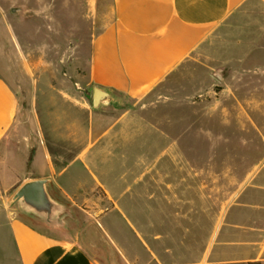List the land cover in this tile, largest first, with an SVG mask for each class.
Listing matches in <instances>:
<instances>
[{
    "label": "crops",
    "instance_id": "0c3cea01",
    "mask_svg": "<svg viewBox=\"0 0 264 264\" xmlns=\"http://www.w3.org/2000/svg\"><path fill=\"white\" fill-rule=\"evenodd\" d=\"M255 1L84 0L90 25L100 29L83 79L43 85L36 76L31 91L38 136L25 160L31 176L22 185L50 180L51 196L71 214L59 227L2 206L15 174L14 155L3 160L2 154L22 121L7 62L11 39L0 38V264H105V254L108 264L147 259L150 250L138 230L141 212L169 217L173 190L186 197L189 182L203 174L196 167L189 178L187 163L173 162L181 156L176 147L182 135H174L173 144L172 131L145 116L143 104ZM76 5L67 0L70 17ZM95 87L121 98L124 108L94 110ZM152 152L159 155L155 162L147 157ZM230 215L229 227L214 234L210 264H264V162L245 201L231 207ZM201 258L196 264H206Z\"/></svg>",
    "mask_w": 264,
    "mask_h": 264
},
{
    "label": "rangeland",
    "instance_id": "374dc122",
    "mask_svg": "<svg viewBox=\"0 0 264 264\" xmlns=\"http://www.w3.org/2000/svg\"><path fill=\"white\" fill-rule=\"evenodd\" d=\"M66 2L0 0V38L11 39L7 62L22 121L2 154L3 160L15 157L13 185L2 201L6 209H12L23 178L31 176L25 160L38 136L31 106L33 78L40 77L43 85L82 80L91 40L100 29L90 25L84 0H76L72 17ZM15 7H23L22 17L11 12ZM143 111L172 131L173 144V136L182 135L176 147L181 156L173 162H186L189 178L196 167L203 177L189 182L186 197L173 190L169 217L156 218L160 214L153 211L148 218L147 210L141 212L138 230L151 252L139 264H196L202 254L210 264L214 234L229 227L230 208L245 201L264 162V0L221 27L151 93ZM156 153L147 157L155 162ZM246 213L249 219V209ZM101 260L108 264L109 258L105 254Z\"/></svg>",
    "mask_w": 264,
    "mask_h": 264
},
{
    "label": "water",
    "instance_id": "95a60500",
    "mask_svg": "<svg viewBox=\"0 0 264 264\" xmlns=\"http://www.w3.org/2000/svg\"><path fill=\"white\" fill-rule=\"evenodd\" d=\"M23 7L12 8L11 12L22 17ZM218 80H222L219 74H215ZM92 107L96 111L111 109L119 111L124 108L121 98L111 91L95 87L92 93ZM50 180H32L23 184L13 196L11 206L24 215L33 216L51 227L64 226L66 219L71 217L66 207L55 201L51 196L48 185Z\"/></svg>",
    "mask_w": 264,
    "mask_h": 264
}]
</instances>
